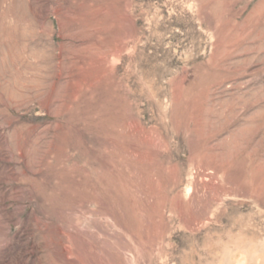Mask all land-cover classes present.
<instances>
[{
	"label": "rangeland",
	"instance_id": "1",
	"mask_svg": "<svg viewBox=\"0 0 264 264\" xmlns=\"http://www.w3.org/2000/svg\"><path fill=\"white\" fill-rule=\"evenodd\" d=\"M0 264H264V0H0Z\"/></svg>",
	"mask_w": 264,
	"mask_h": 264
}]
</instances>
